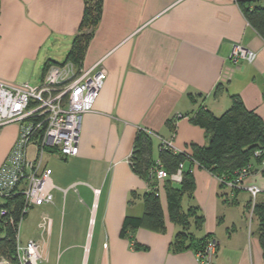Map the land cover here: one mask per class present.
<instances>
[{"label": "crops", "instance_id": "crops-1", "mask_svg": "<svg viewBox=\"0 0 264 264\" xmlns=\"http://www.w3.org/2000/svg\"><path fill=\"white\" fill-rule=\"evenodd\" d=\"M0 9V80L31 86L28 81L39 80L37 87L49 62L65 61L80 34L85 1L1 0ZM235 45L254 50L255 62H233ZM100 61L108 78L94 110L82 116L78 155L66 159L51 151L45 161L55 187L54 202L46 207L57 199H63V207L58 241H49L55 219L38 209L41 236L29 240L39 244L41 263L61 264L58 250L64 246L65 254L80 251L64 264L72 260L84 264L89 229L99 222L97 264H264L260 223L248 213L251 196L242 189L222 188L217 177L198 165L192 166L196 183L192 200L204 223L193 234L214 241L215 253L201 260L194 248L172 250L181 227L169 216L167 180L157 182L165 231L145 226L121 236L126 217L145 213L149 185L131 165L141 131L154 135L152 156L157 162L162 141L185 154H191L193 145H209L206 131L191 121L203 107L219 116L238 96L264 121V40L247 22L237 0H103L100 20L79 66L90 69ZM18 135L17 124L0 129V167ZM253 165L243 186L264 191V173ZM81 195L88 198L85 206ZM258 203H264V195ZM77 209L83 214L84 241L70 240ZM134 243L143 248L136 249Z\"/></svg>", "mask_w": 264, "mask_h": 264}, {"label": "built area", "instance_id": "built-area-1", "mask_svg": "<svg viewBox=\"0 0 264 264\" xmlns=\"http://www.w3.org/2000/svg\"><path fill=\"white\" fill-rule=\"evenodd\" d=\"M256 58L254 50L242 45H235L232 49L231 60L235 63H254ZM107 78L108 72L100 61L90 69H83L72 62L53 64L37 87L0 80V129L12 124L19 126L17 141L0 167V220H8L17 230L20 264H39L42 260L40 246L35 240H29L25 246L21 244V229L31 209L54 202L53 172L45 162L47 152L57 150L66 159L78 155L82 116L94 110ZM162 145L173 149L170 142L162 141ZM255 157L259 160V171L264 173V149L256 152ZM183 170L184 164H180L177 172L169 175L159 167L153 170V176L157 182L169 179L180 184ZM253 171L254 165L250 164L233 182L226 184L233 190L242 189L249 193L250 218L255 216L258 197L264 195V191L257 186H243L244 180ZM18 198L23 200V208L16 222L14 209L7 205ZM50 226L51 223L48 228ZM216 249V243L211 240L198 252V257L204 260ZM0 264L9 263L0 257Z\"/></svg>", "mask_w": 264, "mask_h": 264}, {"label": "trees", "instance_id": "trees-1", "mask_svg": "<svg viewBox=\"0 0 264 264\" xmlns=\"http://www.w3.org/2000/svg\"><path fill=\"white\" fill-rule=\"evenodd\" d=\"M85 11L80 26V34L74 39L64 63L72 62L80 65L86 53L89 41L96 28L103 8V0H84ZM262 0H237L247 22L254 28L264 40V6ZM52 64L49 62L44 72ZM192 123L206 131L209 145L201 147L192 146L191 154L177 153L173 150L161 148L159 160H153V143L150 134L141 131L136 139L131 165L134 172L143 178L149 185L145 194V213L142 217H126L122 226L121 236L134 232L139 228L148 226L155 231L163 232L166 229L164 210L160 198L157 196V181L153 176V170L161 167L173 175L180 164H184L182 182L175 183L167 180L165 191L168 202V212L173 223L180 226L182 231L172 243V250L176 253L194 248L200 252L209 242L207 238L196 239L190 229L195 225L202 227L204 218L198 209L190 207L183 209V201L186 196L193 198L196 183L193 176V165H198L215 177L219 178L222 188L227 183L233 182L239 173L250 164L258 163L256 152L264 149V121L253 111H249L238 96L232 97L231 107L222 115H215L208 108H201L197 115L191 119ZM186 164L189 166L187 167ZM134 198L136 195H133ZM250 205V204H249ZM15 211V221L19 219V212L23 208V200L15 199L7 205ZM249 208V207H248ZM255 216L260 223V244L264 250V203H258L255 208ZM0 257L5 258L9 264H20L17 257V230L8 220H0ZM136 249L143 247L134 243Z\"/></svg>", "mask_w": 264, "mask_h": 264}, {"label": "rangeland", "instance_id": "rangeland-1", "mask_svg": "<svg viewBox=\"0 0 264 264\" xmlns=\"http://www.w3.org/2000/svg\"><path fill=\"white\" fill-rule=\"evenodd\" d=\"M261 5L264 6V0L261 1ZM36 81L37 80H35V81L32 80V81H28V82H30L32 85L35 86V85L39 84V82H38L39 80L37 82ZM21 84H25L24 81L19 82L17 85H21ZM152 135L153 134H151V136ZM55 152H57V150ZM49 154H50V152H47V155L45 158L46 162L48 161V159H50ZM56 157H58V156H55V158ZM58 158H60V157H58ZM50 166L52 168H55V166L52 162H51ZM55 170H56V168H55ZM57 171H58V169H57ZM74 173H76V172L74 171ZM54 176H55V174H54ZM82 189H83V187L79 188V190H81V192L83 193ZM80 199H81L83 206H85L86 202H88V198L85 195H81ZM0 203H1V200H0ZM54 205L49 206V207L43 206L44 208L43 207H36V208H33L30 210L28 218L25 220V222L22 226V229H21V244L23 246H25L27 244V241L29 240V238H31L33 236L34 237L41 236V230L39 229L38 225L43 222L42 221L43 219H41L40 214H38L39 208H42V209L48 211L51 214V217H53L55 219L54 232H53L52 237L49 238V241H58V238H59L60 233H61V220H60L61 218L60 217H61V209L63 207V199H61L60 202H58V199L55 200ZM193 206H194V204H193L192 198L190 199L188 196H186L184 198V201H183L184 211H187L188 208L193 207ZM77 212L79 213V215H76V218H75V220L77 219L76 220V227L72 228V236L70 237V240L71 241H84L83 231L81 230V220L83 218V214L78 209H77ZM77 216H79V217H77ZM66 226L67 227H66L65 233L67 235V233L69 231L68 223ZM180 230L182 231V229H180ZM195 230H199V229H196V227L194 225L190 229V231L194 233ZM101 237H102V234H101V230H100V223L98 222L97 226H96V224L94 225V223H92L91 227L89 229L88 241H86V249H84L85 250L84 264H87V262H88V264H97V261L95 262V260H97L96 259L97 255H99V246L102 243ZM45 240H46V238L44 239V241ZM64 248L65 247L63 246L62 250H61V246H60V248L58 250L59 259L62 256L61 264H64V262L66 261L68 256H69V259H70V257L74 258V257H76L75 254L77 252L78 253L80 252L79 250L75 251V249H74L73 252L65 254ZM39 264H45V263L40 262ZM71 264H78V262L75 263L72 260Z\"/></svg>", "mask_w": 264, "mask_h": 264}]
</instances>
